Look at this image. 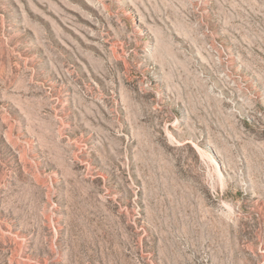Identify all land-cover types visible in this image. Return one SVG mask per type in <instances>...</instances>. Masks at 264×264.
Returning <instances> with one entry per match:
<instances>
[{
  "label": "rangeland",
  "instance_id": "obj_1",
  "mask_svg": "<svg viewBox=\"0 0 264 264\" xmlns=\"http://www.w3.org/2000/svg\"><path fill=\"white\" fill-rule=\"evenodd\" d=\"M0 264H264V0H0Z\"/></svg>",
  "mask_w": 264,
  "mask_h": 264
}]
</instances>
